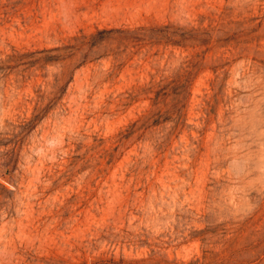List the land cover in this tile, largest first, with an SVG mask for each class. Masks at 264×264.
<instances>
[{"label":"rangeland","instance_id":"1","mask_svg":"<svg viewBox=\"0 0 264 264\" xmlns=\"http://www.w3.org/2000/svg\"><path fill=\"white\" fill-rule=\"evenodd\" d=\"M0 264H264V0H0Z\"/></svg>","mask_w":264,"mask_h":264}]
</instances>
